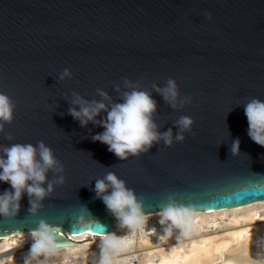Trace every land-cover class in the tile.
<instances>
[{"label": "water", "instance_id": "95a60500", "mask_svg": "<svg viewBox=\"0 0 264 264\" xmlns=\"http://www.w3.org/2000/svg\"><path fill=\"white\" fill-rule=\"evenodd\" d=\"M64 69L71 76L61 80ZM125 78L151 95L156 130L171 129L173 144L161 140L121 161L92 137L131 90ZM169 78L178 88L175 108L153 88ZM0 93L16 105L0 147L43 142L64 167L50 170L44 186L65 178L36 216L25 193L17 216L0 218V238L30 232L41 219L57 227V249L76 244L67 234H109L117 221L93 191L108 171L143 198L145 214L160 212L169 197L198 212L264 201V147L248 137L244 114L249 99L264 101V0H0ZM73 93L106 110L81 127L69 115L80 107ZM185 97L191 101L182 105ZM182 116L194 123L178 143ZM5 190L10 185L0 182ZM81 213L87 227L74 228Z\"/></svg>", "mask_w": 264, "mask_h": 264}, {"label": "clouds", "instance_id": "9594fccd", "mask_svg": "<svg viewBox=\"0 0 264 264\" xmlns=\"http://www.w3.org/2000/svg\"><path fill=\"white\" fill-rule=\"evenodd\" d=\"M211 19L209 13H205ZM68 69H64L60 79L70 77ZM124 86L130 91L122 93V103L111 105L107 110L106 120L100 121V126L104 131L92 137L93 142H100L107 146V149L117 159L124 161L129 156L137 157L141 153L148 152L154 144L161 140L166 147L173 144L172 130L159 133L157 126L153 122L152 116L156 110V102L147 91L139 90L138 84H132L128 79H124ZM153 88L168 102L173 108L176 107L178 88L175 80L169 78L163 89ZM116 91L120 89L117 86ZM98 95L104 100L109 99L107 94L97 89ZM73 104L79 105V111L69 108V115L80 122L81 127L88 122H95V117L101 111L106 110L103 102L88 103L78 95ZM191 98L185 97L183 103H190ZM15 103L5 94L0 93V133L4 132L5 124H10L13 120ZM244 114L248 122V137L260 147H264V101L251 98L244 105ZM193 120L188 116H182L176 123L178 129L175 141L182 143L185 139L184 133L191 132ZM12 140L11 135L5 137ZM240 141L237 138L231 146L233 156L239 153ZM0 182L10 185L11 190L0 193V218L13 219L20 209V201L26 193L29 200V212L36 216L42 208V201L48 197L54 185H63L65 178L59 175L51 182H46V175L51 170L54 174L63 173V165L55 158L52 149L43 142L37 146L32 144L15 143L9 147H0ZM95 199H99L105 205L109 214L117 221L121 228L137 229L146 223L143 198L138 197L133 189L126 186V182L119 179L115 173L108 171L103 179L95 182L93 189ZM169 202L161 207L159 212V225L163 226L162 232L170 234L174 228L183 225L181 219L183 206L178 205L171 197ZM94 219V218H93ZM95 220V219H94ZM99 223L98 220H95ZM86 215L79 214L73 223L74 228L87 227ZM56 226L49 225L41 219L37 226L30 230L31 246L27 254L23 256L24 264H43L41 257H47L57 251ZM155 230V229H153ZM101 255L99 264H109L110 250L117 247L115 241L109 236L100 244ZM257 264H264L260 260Z\"/></svg>", "mask_w": 264, "mask_h": 264}, {"label": "rangeland", "instance_id": "374dc122", "mask_svg": "<svg viewBox=\"0 0 264 264\" xmlns=\"http://www.w3.org/2000/svg\"><path fill=\"white\" fill-rule=\"evenodd\" d=\"M182 212L185 211L182 210ZM157 213L159 212L146 216ZM158 219L159 216L146 217L145 225L137 229L121 228L115 224V231L111 235L85 236L76 240L75 246L59 249L54 254L40 259L43 264H99L101 255L99 246L103 240L111 236L117 245L115 250L119 252L116 254L110 250L109 264L156 263L160 257L167 258L169 248L177 243H199L201 240L207 243L211 237L232 232L231 227L244 228L245 235H248L253 226L264 224V201L210 213L182 214V227L174 228L170 234L162 232L163 226L159 225ZM12 235L10 239H0V264H24L23 256L29 251L31 237L27 239L16 234L10 236ZM144 241L147 247L151 248L145 249L142 246ZM7 243L9 245L5 246ZM122 249L128 250L120 251ZM33 264L37 262L33 261Z\"/></svg>", "mask_w": 264, "mask_h": 264}, {"label": "bare ground", "instance_id": "6f19581e", "mask_svg": "<svg viewBox=\"0 0 264 264\" xmlns=\"http://www.w3.org/2000/svg\"><path fill=\"white\" fill-rule=\"evenodd\" d=\"M236 208V207H235ZM182 214H195L198 211H187L183 210ZM219 211V210H218ZM214 211H207L203 213H210ZM148 215V214H146ZM159 216L157 214H151L146 217ZM250 218V217H249ZM234 222L237 220L233 219ZM231 221V223L233 222ZM117 224V222H116ZM115 226V225H114ZM232 226V225H231ZM232 232L223 234L221 236H214L209 238L207 243H204V240H201L199 243L195 242H184L182 244H175L171 248H169L168 257H160L156 263L151 264H257L258 261L264 260V224L253 226L250 229V233L245 235L244 228L231 227ZM114 227L111 232L107 235H94L98 237H104L111 235L114 233ZM24 233H16L19 237L27 238L29 236V232ZM93 235L91 233H83L78 235H70L67 234L66 237L73 241L80 238H84L85 236ZM10 236V235H8ZM12 236H5L0 238L2 240L10 239ZM28 242V241H27ZM28 244V243H27ZM9 243L5 244L8 246ZM75 246V244L73 245ZM72 246V247H73ZM145 249H149L151 247H147L146 242L142 243ZM71 247L62 248L69 249ZM59 250V249H57ZM128 250V249H127ZM122 249L120 251H127ZM118 250L112 249V253H118Z\"/></svg>", "mask_w": 264, "mask_h": 264}]
</instances>
